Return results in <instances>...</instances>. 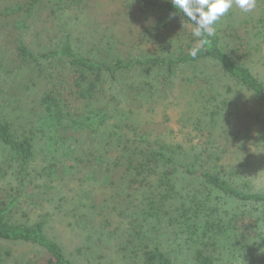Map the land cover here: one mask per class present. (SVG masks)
Returning <instances> with one entry per match:
<instances>
[{"label": "trees", "instance_id": "1", "mask_svg": "<svg viewBox=\"0 0 264 264\" xmlns=\"http://www.w3.org/2000/svg\"><path fill=\"white\" fill-rule=\"evenodd\" d=\"M45 1L52 5L62 1L76 8H90L95 3L90 5L89 0H0V66L11 58L20 62L19 69L27 76L24 86L34 104L21 125L0 117V146L8 150L10 160L24 177L22 180L29 174L35 159L41 156L38 174L45 186L52 180L63 181L79 161L72 142L77 139L74 135H89L96 144L93 151L103 144L116 153L112 171L102 182L103 188L121 190L118 195L127 204L133 197L138 201V211L125 216L126 220L130 219L118 249L130 250L135 259L138 247L134 244L145 239L148 234L145 228L150 227V232L157 235L163 231L160 238L154 239L152 247L144 245L143 250L140 249L141 260L137 264H183L163 250L166 241L173 239L178 246L181 242L194 246L193 264L219 263L220 258L214 251L219 237H228L235 251H246L249 244L244 238L257 236L260 221V215L251 211L264 209V193L252 188L250 180L244 178L245 172L235 169L236 177L244 181L236 184L222 168L226 161L228 169L240 166L242 156L251 159V146L257 145L256 139H264L260 116L246 108L233 119L229 118L231 102L224 110L216 106L198 111L188 101L186 105L197 130V135L191 138L195 145L188 151L162 144L155 135L161 124L153 117L142 127L135 116L139 107L150 112L147 105L152 101L156 105L160 100L156 98L159 96L157 85L162 82L156 78L150 83L142 78L147 72H141V68L148 65L164 68L170 76L179 68L212 64L218 75L230 82L229 91L236 88L258 108L264 107V81L259 76L260 71L255 72L246 62L251 63L258 56L262 61L259 66L264 65V15L236 24L219 20L215 35L207 37L206 44L199 45L201 38L193 35L195 26L183 14H176L171 0H123V4L117 2V5L115 2L116 7L122 6L129 14L126 25L133 29L127 28L125 35L129 36L122 38L118 34L116 43L107 42V49L116 44L119 55L124 53L107 60L100 50H96L99 56L93 53L92 44L67 33L47 49L36 51L29 38L31 17L36 10L45 8ZM119 18L118 15L116 20ZM113 26L119 25L114 23ZM173 43L174 54L160 59L146 61L126 55L145 45H157L165 52L168 51L165 45L170 47ZM198 45L200 51L193 58L190 51ZM199 72L193 69V84L183 82L189 87H212L209 77H199ZM199 93L203 92L199 90ZM2 100L0 90V102ZM188 113L183 110L179 120L191 122ZM248 118V124L240 129L237 123ZM229 122L228 127L225 124ZM257 124L260 125L255 134L253 125ZM94 155L93 161L88 159L89 165L105 166L104 158ZM201 161L211 162L212 167L203 166ZM96 171L84 179L90 182L86 192L89 196L96 190L94 182L99 181V170ZM4 172L0 166V177ZM16 189L18 192V185ZM187 189L189 194H186ZM17 192L11 194V189L0 184V242L23 243L40 249L44 255L39 264H77L45 233V218L33 224L13 221L14 209L26 206ZM228 203L241 208L230 210ZM123 214L118 213L124 218ZM10 255V251L0 248V264Z\"/></svg>", "mask_w": 264, "mask_h": 264}, {"label": "rangeland", "instance_id": "2", "mask_svg": "<svg viewBox=\"0 0 264 264\" xmlns=\"http://www.w3.org/2000/svg\"><path fill=\"white\" fill-rule=\"evenodd\" d=\"M92 2L95 3L90 8H76L68 6L70 4L65 5L62 1L56 5L45 1V8L36 10L31 17L29 38L32 47L36 51L45 50L67 33L72 38L80 36L85 42L92 44L95 48L93 53L96 56H99L96 50H100L103 58L107 60H111L117 55L118 57L122 56L124 53L119 55V50L115 49L116 44L113 48L107 49V42L116 43L118 34L123 38L129 36L125 35L127 28L133 29L126 25L127 20L130 19L129 14L121 8L122 6H115V2L116 5L117 2L123 4V0H89L90 5ZM118 15L120 18L116 20ZM263 15L264 0H257L256 7L247 13L233 4L229 12L220 20L224 24H236L244 20L258 19ZM114 23L119 26L114 27ZM115 30L117 31L115 32ZM172 45L170 47L165 45L168 49L165 52L161 51L157 45H145L141 46L140 50L134 49L133 52L126 53V55H132L133 59L146 61L160 59L174 54L175 43ZM246 62L255 72L260 71L258 72L259 76L264 81V65L259 66L262 62L259 57L257 56L251 63L250 61ZM20 65L19 61H15V59L13 61L11 58L8 62L3 61L0 66V90H2L3 96V100L0 102V117L14 122L16 126L24 122L25 116H29L28 114L34 105L30 98L31 93L24 86L27 76L25 72L19 69ZM141 69V72H147L143 74L144 76L142 75V78L144 77L150 83H154L158 78L162 84L157 85L159 96L156 98H160L157 104L154 105L152 101L150 106L147 105L150 112L139 107L135 118L143 125L142 127L146 126V120L152 119V117L159 122L161 124L160 129L155 135L160 137L162 144L181 147L183 148L182 151H188L191 149L190 147L195 145L194 141L191 142V138L197 135V130L194 128L195 121L191 117V110L186 105L188 101L191 103L189 105L198 111L203 110V107L214 109L216 106H221L224 110L225 105L231 102L233 104L230 108L229 118L234 119L237 112L249 108L259 115L264 123V107L258 108L251 102L252 100L248 99L246 94L239 93L240 91L236 88L229 91L227 86H231L230 82L222 79L212 64L200 63L196 66L179 68L174 70L173 75L170 76L164 71V68L153 67V65ZM193 69L200 71L199 77L200 75L209 77L212 87L206 85L189 87L188 85L193 84L191 82ZM129 81L132 82V80ZM162 85L165 86L164 89ZM199 90L203 93H199ZM183 110L189 112L187 115L192 118L191 122L179 120ZM249 119L237 123L240 129L243 128L244 124H248ZM163 123H166V126ZM230 124L231 122L225 125L229 127ZM259 125H253L255 134L258 132ZM14 128L16 127L14 126ZM74 136L77 139L72 140V142L76 147L75 157H78L79 161L75 162V168L70 176L63 181H49L48 186H45L44 179L38 174L41 169V156L35 159L32 168L28 170L29 174L24 175L25 179L22 180L24 177L19 174L17 167L10 160L8 150L4 146H0V166L5 171L0 177V184L11 189V194L17 192L18 185L17 193L22 195L26 202V206L23 204L14 209L13 221L20 224H33L45 218V233L62 247L68 259L77 264H137L141 260L140 249L143 250L144 245L152 247L155 242L154 239L160 238L163 231L157 235L150 232V227L145 228L144 231L148 233L145 235V239L141 238L134 244L138 247L135 259H132L133 255L130 250L121 251L118 249V245L125 237L126 223L130 219L126 220L125 216L129 217L134 214V211H138L136 209L138 201L136 197H133L127 204L118 195L121 190L118 191L115 188L107 191L102 186L104 177L112 171V163L116 153L103 144L97 145L99 147L93 151L96 144L91 142L94 141L92 136H84L83 134ZM256 143L257 145L251 146L249 151L251 159L242 156V164L234 166L232 170L228 169L229 165L226 161L222 170L232 182L243 184V179L235 175V169L238 168V170L245 172L244 178L250 180L254 190L264 193V139H256ZM94 154H99L96 156L104 158L105 166L89 165L88 159L93 161ZM184 155L180 157L184 158ZM200 164L209 168L212 167V163L209 161H201ZM96 170H99L97 173L99 181L98 183L94 182L96 190L89 196L86 192L90 189V182H85L84 179L89 174L97 172ZM188 190L186 194L190 193ZM227 208L238 211L241 207L228 203ZM251 212L260 215L257 236L244 238L245 242L249 244L246 251H235L230 241L228 242V237L215 238L218 247L214 251L220 258L218 264H264V209L260 207L259 211L252 210ZM118 213H124V218L119 217ZM0 248L3 251L11 252L10 256L4 258V264H39L44 255L40 249L23 243L0 242ZM193 248L192 244L186 246L183 242L178 246L174 239L167 240L163 245L166 254L178 258L177 260L183 264H193Z\"/></svg>", "mask_w": 264, "mask_h": 264}, {"label": "clouds", "instance_id": "3", "mask_svg": "<svg viewBox=\"0 0 264 264\" xmlns=\"http://www.w3.org/2000/svg\"><path fill=\"white\" fill-rule=\"evenodd\" d=\"M176 14L190 20L195 26L193 35L200 37L199 45L206 44L207 37L216 33L217 22L229 12L235 4L243 12H251L257 4V0H171ZM193 47L190 55L195 58L200 47Z\"/></svg>", "mask_w": 264, "mask_h": 264}]
</instances>
